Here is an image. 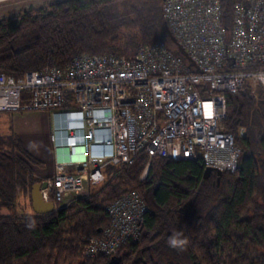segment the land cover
<instances>
[{"label": "trees", "instance_id": "16d2710c", "mask_svg": "<svg viewBox=\"0 0 264 264\" xmlns=\"http://www.w3.org/2000/svg\"><path fill=\"white\" fill-rule=\"evenodd\" d=\"M222 2L230 16L233 0ZM162 3L51 0L36 14L0 19V71L18 77L84 52L130 56L157 40L179 54ZM227 105L226 128L242 146L236 172L224 171L218 181L215 172L204 177L201 158L153 157L140 179L149 159L140 151L131 163L108 165L104 182L87 196L49 213L0 215V264H264V99L245 85L227 94ZM33 164L39 159L16 132L0 134V205L14 204L42 180ZM130 190L147 206L139 238L115 253L86 254V237L104 232L108 205ZM176 230L189 241L182 251L167 244Z\"/></svg>", "mask_w": 264, "mask_h": 264}, {"label": "built area", "instance_id": "2783aa9c", "mask_svg": "<svg viewBox=\"0 0 264 264\" xmlns=\"http://www.w3.org/2000/svg\"><path fill=\"white\" fill-rule=\"evenodd\" d=\"M162 11L188 56L157 40L130 56L84 52L18 77L0 71V111L54 114L55 170L42 192L56 208L140 151L149 157L140 179L153 157L201 158L215 171H237L242 146L226 128L227 94L248 85L264 99V0H233L230 16L222 0H163ZM146 210L137 190L115 199L104 232L86 237V254L137 240Z\"/></svg>", "mask_w": 264, "mask_h": 264}, {"label": "rangeland", "instance_id": "374dc122", "mask_svg": "<svg viewBox=\"0 0 264 264\" xmlns=\"http://www.w3.org/2000/svg\"><path fill=\"white\" fill-rule=\"evenodd\" d=\"M50 1L0 0V19L17 17L25 12L36 14L47 8ZM48 111L38 109L0 111V134H8L10 130L17 133L23 140L24 146L27 147L25 148L29 149L28 151L39 159L40 164H33V171L42 180L52 176L55 170L52 146L49 142ZM46 112H48L47 115ZM100 185L90 187L81 196L89 195L91 191L98 189ZM75 197L67 198L61 203V206L68 204ZM34 213L30 190L25 193L20 191L15 203L12 205H0V215L30 216Z\"/></svg>", "mask_w": 264, "mask_h": 264}, {"label": "water", "instance_id": "95a60500", "mask_svg": "<svg viewBox=\"0 0 264 264\" xmlns=\"http://www.w3.org/2000/svg\"><path fill=\"white\" fill-rule=\"evenodd\" d=\"M169 36L171 37L172 40L175 41V37L173 36L171 31H169ZM179 50L183 55L188 56V53L186 52V50L182 45H179ZM214 171L215 170L213 169V167L210 166L205 167L204 177L205 178L209 177ZM215 173L217 175V180L220 181L223 172L220 170H216ZM47 186H48L47 179L36 181L31 186L30 189L31 202L36 213L44 214V213L52 212L53 210L56 209L53 201L45 200L43 197L42 190L47 188Z\"/></svg>", "mask_w": 264, "mask_h": 264}, {"label": "clouds", "instance_id": "9594fccd", "mask_svg": "<svg viewBox=\"0 0 264 264\" xmlns=\"http://www.w3.org/2000/svg\"><path fill=\"white\" fill-rule=\"evenodd\" d=\"M188 242V238L184 236V233L178 230L173 231L167 239V244L169 247L181 251L184 250Z\"/></svg>", "mask_w": 264, "mask_h": 264}, {"label": "crops", "instance_id": "0c3cea01", "mask_svg": "<svg viewBox=\"0 0 264 264\" xmlns=\"http://www.w3.org/2000/svg\"><path fill=\"white\" fill-rule=\"evenodd\" d=\"M47 111V110H46ZM49 112V142H50V144H51V146H52V155H53V159H54V157H55V151H54V144H53V141H52V139H51V133H52V131H53V128H54V126H55V124H56V119L54 118V114L49 110L48 111ZM48 112H46V115L48 114ZM10 132H11V130H10ZM9 132V133H10ZM23 141V140H22ZM24 143V142H23ZM25 145V144H24ZM26 147V146H25ZM27 148V147H26ZM42 148V147H41ZM29 150V149H28Z\"/></svg>", "mask_w": 264, "mask_h": 264}]
</instances>
